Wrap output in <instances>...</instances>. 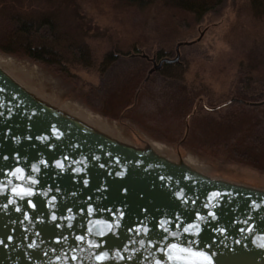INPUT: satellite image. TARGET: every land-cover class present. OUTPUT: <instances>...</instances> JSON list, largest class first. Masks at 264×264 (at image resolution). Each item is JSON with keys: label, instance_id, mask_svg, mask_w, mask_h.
<instances>
[{"label": "water", "instance_id": "95a60500", "mask_svg": "<svg viewBox=\"0 0 264 264\" xmlns=\"http://www.w3.org/2000/svg\"><path fill=\"white\" fill-rule=\"evenodd\" d=\"M201 37L151 58L147 79ZM201 252L264 264V191L110 138L0 68V264H203Z\"/></svg>", "mask_w": 264, "mask_h": 264}, {"label": "rangeland", "instance_id": "374dc122", "mask_svg": "<svg viewBox=\"0 0 264 264\" xmlns=\"http://www.w3.org/2000/svg\"><path fill=\"white\" fill-rule=\"evenodd\" d=\"M11 11L27 17L57 13L65 29L90 49L93 64L71 66L72 80L0 52L6 63L0 68L33 96L119 142L154 152L157 145L161 157L211 179L264 191V174L228 162L221 150L213 154L210 148L219 144L202 136L201 125L212 121L224 130L220 116L233 112L246 120L262 108L230 102L264 100V21L253 16L249 0H225L201 19L173 7L138 8L124 0L0 1V19ZM201 34L200 41L179 49L183 75L167 79L155 72L147 79L151 58L158 53L174 58L178 43ZM109 52L120 55L103 72ZM181 95L188 97L187 105L178 102ZM204 143L201 150L191 148Z\"/></svg>", "mask_w": 264, "mask_h": 264}, {"label": "trees", "instance_id": "16d2710c", "mask_svg": "<svg viewBox=\"0 0 264 264\" xmlns=\"http://www.w3.org/2000/svg\"><path fill=\"white\" fill-rule=\"evenodd\" d=\"M0 1L6 2L7 0ZM9 1L21 3L26 0ZM124 1L138 8L156 6L157 4L162 7H173L183 11L184 15L201 19L207 13L220 7L225 0ZM249 4L253 16L258 21H264V0H249ZM0 24V52L3 54L26 58L43 65L52 72L58 73L62 78H68L65 80H72L71 66L79 65L89 68L93 64L90 49L84 42H79L71 32L65 29L57 13L27 17L20 14V12L11 11V13H7L0 19ZM161 54L158 53L157 55L159 60L166 58L165 55ZM118 55H120L119 52H109L104 55L101 62L103 72L118 60ZM158 73L167 79H178L180 75H183L184 69L177 64H164ZM185 96L178 97V102L182 101V105L184 103L188 104V97ZM124 103H126V100H124ZM261 107L258 109L259 113L256 116L251 115L249 116L250 119L246 120L233 112L230 116H220V121L225 125L224 130H221L220 126L222 125H217L212 121L202 122V136L211 138L209 141L216 140V143L219 144V147L213 146L210 148L214 151L213 154L218 153L217 150H221L228 154L226 158L228 162L247 166L264 174V105ZM105 112L108 111L105 110ZM236 119L241 123H239V126L233 125V121ZM202 147L207 146L204 143V146L191 148L198 151L203 149ZM210 149L207 150L210 151Z\"/></svg>", "mask_w": 264, "mask_h": 264}, {"label": "snow or ice", "instance_id": "6c2138e0", "mask_svg": "<svg viewBox=\"0 0 264 264\" xmlns=\"http://www.w3.org/2000/svg\"><path fill=\"white\" fill-rule=\"evenodd\" d=\"M165 231H167V230H165ZM187 231H188V229H185V232H187ZM176 247H178V246L175 244L172 245V248H176ZM184 250L185 251H191L190 248H184ZM199 255L203 257V264H213L212 258L207 253L201 252V253H199Z\"/></svg>", "mask_w": 264, "mask_h": 264}, {"label": "bare ground", "instance_id": "6f19581e", "mask_svg": "<svg viewBox=\"0 0 264 264\" xmlns=\"http://www.w3.org/2000/svg\"><path fill=\"white\" fill-rule=\"evenodd\" d=\"M2 64L3 65H6V63L3 61V60H0V67L2 66ZM90 120H91V118H86V121H88L89 123H90ZM85 121V122H86ZM84 124H86V123H84ZM86 125H88V124H86ZM153 146V148H154V150H155V153L157 154H161L162 153V148L161 147H159V146H157V145H152Z\"/></svg>", "mask_w": 264, "mask_h": 264}, {"label": "flooded vegetation", "instance_id": "af4514ba", "mask_svg": "<svg viewBox=\"0 0 264 264\" xmlns=\"http://www.w3.org/2000/svg\"><path fill=\"white\" fill-rule=\"evenodd\" d=\"M155 61H156V63H158V61H159V59L155 56Z\"/></svg>", "mask_w": 264, "mask_h": 264}]
</instances>
